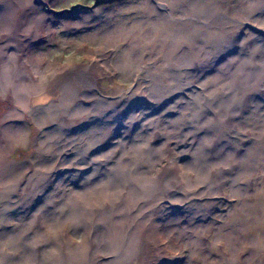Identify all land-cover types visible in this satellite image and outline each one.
<instances>
[{
  "label": "rangeland",
  "instance_id": "obj_1",
  "mask_svg": "<svg viewBox=\"0 0 264 264\" xmlns=\"http://www.w3.org/2000/svg\"><path fill=\"white\" fill-rule=\"evenodd\" d=\"M241 1L248 4L246 0H237V8ZM196 4L195 0H0V14L12 5L16 13L28 12L33 17L31 25L28 24L31 29L26 35L28 44L23 56L29 73L35 69L36 74L39 71L46 78L53 74L54 67L91 76L85 88L91 98L79 94L77 100L92 104L89 108H98L90 113L83 106L70 105L71 113H62L59 107L61 114L50 116L41 107L48 108L58 98L42 103L33 100L45 95L51 98L56 90L34 93L27 100L25 96L34 91V85L16 88L13 74L19 72L16 65L12 68L8 64L0 65V202L9 199L8 203L15 205L17 199L31 203L27 213L20 215L16 209V214H8V218L0 205V211L4 210L0 216V264L10 263L5 254L11 245L25 248L37 245L41 247L39 251L55 249L51 253L67 247L78 256L90 231L83 221L87 212L80 214L76 204L70 207L68 200L81 203L83 199V207L87 201L93 211L99 209L98 198L105 192L99 190L90 195L84 188L98 187L101 175L117 166H126L121 160L124 150L148 144L159 129L162 136L156 144L153 142L154 149L167 142L180 168L184 172L190 169L194 174L192 162L208 138L201 129L202 120L197 121L199 115L205 114L200 108L204 79L196 82L198 88L193 84L191 89L185 88L189 86L191 68L198 63L188 60L185 53V63L178 64V70H173L175 73L164 72V67H168L164 60L167 53L161 51L160 41L173 45L172 38L167 36L175 38L171 30L182 29V25L175 20L170 26L166 20L181 15L188 18L186 8L192 14ZM203 8L201 4L200 9ZM169 11H174L173 18L168 17ZM242 21L241 26L224 23L225 27L234 28L230 35L241 31L233 54L227 55L230 62L244 37L256 36L259 32L253 27L257 21ZM162 26L169 27L168 31H162ZM261 30L264 32V27ZM224 62L216 65L213 62L212 71L203 78H213L215 70L219 72ZM179 67L189 72L184 70L182 78L176 79ZM153 72L157 76L164 74L163 82L151 81ZM28 79L26 76L24 80ZM10 87H15L14 91ZM27 102L29 109H26ZM122 109L125 110L121 113ZM185 118L187 124L181 125L182 121L186 123ZM252 138L241 145L244 158L240 161L246 169L256 161L249 151L256 143ZM263 140L264 137L260 143ZM130 154L129 159H135V152ZM259 163H262L261 172H257L259 175L250 185L234 174L225 180L221 190H214L212 186L202 193L201 188L197 190L200 198H188L184 202L181 191L171 194L166 207L160 209L163 217L160 225L150 233L154 238L158 232L156 238L162 242L161 247L157 248L156 244L147 248L145 261L149 264H264V161ZM143 164L149 167V172L142 173L140 178L155 174L166 160L146 159ZM32 173L41 180L34 181ZM44 178L46 184L43 182L37 189ZM65 206L70 210L61 217ZM130 236L132 244L136 240L134 234ZM127 246L128 243L124 247ZM51 253L50 259L59 258V254ZM110 255V252L103 255L98 264L102 261V264H111Z\"/></svg>",
  "mask_w": 264,
  "mask_h": 264
},
{
  "label": "bare ground",
  "instance_id": "obj_2",
  "mask_svg": "<svg viewBox=\"0 0 264 264\" xmlns=\"http://www.w3.org/2000/svg\"><path fill=\"white\" fill-rule=\"evenodd\" d=\"M195 1L197 6L194 13H188L186 8L188 18L181 15L183 19L181 16H176V19L166 20L170 26H173L176 20L184 29H172L175 38L167 36V38H172L174 46L164 45L160 41L161 51L167 53L164 60L168 67L162 68L164 72L170 70L175 73L178 70V64L185 63L183 57L185 53L188 60L194 59L198 62L194 68L189 65L191 77L187 82L189 86L185 88H189L192 84L193 87L198 88L196 82L204 79L201 88V92L204 91V93L201 96L200 108L204 109L205 114L199 115L197 121L202 120L204 127L201 129L208 135V138L206 143H203L199 155L192 162L194 174L190 169L184 172L183 168H180L174 158L176 156L173 157L170 153L167 142L159 149H154V143L156 144L162 136L159 129L153 133L152 141L148 144L124 150L121 160L126 162V166H117L108 174L101 175L102 177L98 179V187L87 186L84 188L90 195H95V192L99 190L105 192L98 198L101 200L99 209L93 211L87 201L83 207V199H81V203L76 199L68 200L70 207L73 203L76 204L80 214L83 215L87 212L83 221L87 223L90 231L84 248L78 256L76 252L68 251L67 247L59 248L56 253H51L55 252V249L39 251L41 247L37 245L28 248L11 245L10 250L5 254V258L10 261L7 264H98L103 258L102 256L109 252L111 253L109 259L112 258L111 264L114 262L124 264L125 261V264H149L144 259L147 248L154 247L156 244H158L157 248H160L162 244L156 238L158 232L154 233L156 235L154 238H151L150 233H153L152 230L157 228V224L162 220L160 209L166 207L165 204L171 194L181 191L184 202L188 201V198H200V196L197 197L199 195L197 190L201 188L199 191L202 193V191H207L210 186L214 187V190H221L225 180L234 174L238 175L240 179L243 177L241 180L246 185L255 182V176L259 175L257 172H261L259 170L262 163L259 162L264 161V140L260 143L261 138L264 137V107H261L264 104V32L261 30L264 27V4L261 7L264 0H246L248 4L241 1V6L238 8L235 4L237 0ZM201 4L203 9H200ZM168 14L169 18H173L174 11H169ZM228 17L229 21L226 20ZM32 18L28 12L16 13L12 5L0 14V65L8 64L11 68L16 65L19 71L13 72L16 85H18L16 88L22 89L28 85H34V91L25 96L27 100L31 99L34 93L50 89L56 90L51 98L49 95H45L33 100V102L42 103L58 98L56 102L48 104L49 109L41 107V110L47 111L50 116L60 115L61 111H63L62 113H71L73 108L69 109L70 105L77 108L83 106V109L90 113L98 111V108L87 107L92 104L87 105L77 100L79 94L88 96L87 99L91 98V95L87 94L88 89H85L89 84L87 78L91 76L87 77L78 71L54 67L51 68L53 74L47 75L46 78L45 74L39 73V71L36 74L35 69L29 73L26 59H23V56L26 54L25 50L28 44L26 35L30 33L31 29L28 24L31 25ZM249 19L258 22L253 27L259 32L256 36L244 37L239 44L238 53L230 62L227 55L237 46V39L241 35V31L233 32L230 35L234 28L225 27L224 23H236L241 26L242 20L253 21ZM168 28L162 26L161 30L168 31ZM260 34L262 36L259 38ZM174 57H178L179 60L174 61ZM221 60H226L222 64L221 70L219 72L215 70L213 78H209L210 76L203 78L212 71V63L214 62L216 65L221 63ZM180 67L176 79L182 78L184 70L189 72L186 68ZM26 76H28V80H24ZM163 79L164 74L159 73L157 76V73L153 72L151 75V81L163 82ZM40 84L41 86H39ZM162 86L160 89L164 91ZM14 89L15 87H10V90L14 91ZM59 107L61 111L58 109ZM16 108L14 110H17ZM19 108L21 107H18V111H22ZM124 110L122 109L121 113ZM186 124L187 119L186 123L185 121L181 123V125ZM17 130L19 131V128ZM253 136L254 138H252ZM250 138L256 141L249 150L252 151L256 161L255 164L248 165V169H246L242 165L243 161H240V158H244L241 145L247 143ZM232 140H234V144L231 143ZM257 145H259L258 148ZM133 151L137 157L130 160L129 158L132 157L130 152ZM146 159L152 161L165 159L166 164L155 174L140 178L139 175L145 174L146 171L149 172V167H145L143 164V160ZM131 162L134 163L131 164ZM245 170H248V173H245ZM34 174H31L32 177ZM39 180L41 179L38 178V175L34 177V181ZM43 182L45 185V178L39 183L37 189L41 185L43 186ZM72 195L74 196L73 193ZM8 201L9 199L3 203L0 202L7 218L8 214L15 213L16 209L21 215L23 212L27 213L31 208L29 202L21 203L22 200L15 199L16 204H21L20 208H17L16 204L8 203ZM147 204L148 206H146ZM4 210L0 211V216L3 215ZM69 210L70 208L65 206L61 217ZM131 234H134L133 239L136 240L132 244L129 240L132 238ZM127 243L129 246L124 247ZM108 244L109 247H107ZM50 253L52 255L59 254V258L57 260L50 259L48 257ZM70 256H74V258ZM261 256L260 253L259 257Z\"/></svg>",
  "mask_w": 264,
  "mask_h": 264
}]
</instances>
